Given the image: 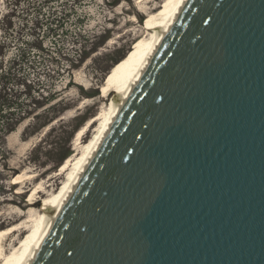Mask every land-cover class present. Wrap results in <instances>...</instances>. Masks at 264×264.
Wrapping results in <instances>:
<instances>
[{
	"label": "water",
	"instance_id": "95a60500",
	"mask_svg": "<svg viewBox=\"0 0 264 264\" xmlns=\"http://www.w3.org/2000/svg\"><path fill=\"white\" fill-rule=\"evenodd\" d=\"M23 264H264V0H182Z\"/></svg>",
	"mask_w": 264,
	"mask_h": 264
},
{
	"label": "rangeland",
	"instance_id": "374dc122",
	"mask_svg": "<svg viewBox=\"0 0 264 264\" xmlns=\"http://www.w3.org/2000/svg\"><path fill=\"white\" fill-rule=\"evenodd\" d=\"M46 1L22 0L11 12L14 0H0V42L7 46L1 50L5 55L3 62L0 58L2 70L9 68L19 50H25L34 64L33 69L25 70L29 80L43 83L46 86L43 94L48 87L55 94L53 101L41 99L45 105L37 113L43 114L44 109L58 103L38 121L30 118L19 124L5 139L7 160L0 161V230L20 223L24 218L21 215L29 214L28 198L33 189L42 184L38 190H43L49 185L47 191L35 197L38 200L35 208L58 189L64 176L54 185L48 180L58 176L66 158L74 154L77 131L109 105V94L105 104L100 98L102 85L134 48L136 40L146 36V17L163 6L165 0ZM30 2L43 4L39 17L50 21L48 27L32 29L36 15L31 8L27 9ZM18 11L24 13L19 16ZM35 37L41 50L28 49L30 44L38 43ZM82 55L87 57L82 59ZM48 71L49 74H44ZM45 115L56 118L39 128L47 119ZM28 124L32 125L26 129ZM93 128L88 127L82 142L92 137ZM9 247L5 246L7 252Z\"/></svg>",
	"mask_w": 264,
	"mask_h": 264
},
{
	"label": "bare ground",
	"instance_id": "6f19581e",
	"mask_svg": "<svg viewBox=\"0 0 264 264\" xmlns=\"http://www.w3.org/2000/svg\"><path fill=\"white\" fill-rule=\"evenodd\" d=\"M181 1L182 0H165L163 6L159 9H153L154 12L151 11L146 17V36L136 40L134 48L117 64L110 78L102 85L103 94L100 98L105 104L106 101L104 100H108L110 96L109 105L102 107L100 111L92 116L88 122L77 131V137H75L74 140V154L66 158L65 162L60 167L59 175L53 176L48 180V183L53 182L52 185H54L59 178L61 179V176H64L58 189L56 191L53 190V193L46 196L43 199V203L38 206V208H35L38 202L35 197L41 194V192L43 194L49 185L47 184L43 190H38L41 188L42 184L40 187H37L38 189H33L30 196L28 195V199L30 200L29 214L21 215L24 218L20 220V223L0 230V264H23L29 257L31 247L37 243V239L53 210L58 207L60 201L64 198L71 182L89 155L93 145L99 139L103 129L106 127L114 110L115 101L121 99L126 92L133 76L136 75L137 71L154 48L162 30ZM95 104L96 103L93 105ZM88 127H94L92 137H90L88 141L82 142L84 135L87 134L86 131ZM15 182L19 183L17 180ZM24 231H26V233ZM21 235H23L22 238H20ZM17 239H19L18 244L15 243ZM6 245L10 246L8 252L5 248Z\"/></svg>",
	"mask_w": 264,
	"mask_h": 264
},
{
	"label": "trees",
	"instance_id": "16d2710c",
	"mask_svg": "<svg viewBox=\"0 0 264 264\" xmlns=\"http://www.w3.org/2000/svg\"><path fill=\"white\" fill-rule=\"evenodd\" d=\"M48 1L49 0L46 2ZM21 2L22 0H14V10H11V12H15ZM43 7V4H36L34 2H30L27 5L28 11L31 8V11H33L36 15L35 21L32 25V29L34 30L40 29L43 26L48 27L50 25V21L48 22V19L42 20L39 17ZM23 13L24 11L21 13L18 11L16 14L20 16V14L22 15ZM34 40L35 42H38L37 37H35ZM39 44V42L37 44H30L28 49L36 48L41 50ZM5 45L4 41L0 42V58H3H1L2 62L5 55L4 52H1V50L7 47ZM86 57L87 56H81L82 59H85ZM2 62H0V161L5 159L7 160L5 139L17 128L19 124L30 118L34 121H38L44 114H47L50 110L55 109L58 105V103H54L50 107L44 109L45 113H37V111L45 105L42 100L53 101L55 99V94L50 93L52 91L50 87H48L46 94H43L46 86H44L43 83H39V81L34 82L33 80H29L28 74L25 70L26 68L33 69L34 64L25 50H19V52L16 53V55L11 59V65L5 71L2 70ZM44 74H49V71ZM49 93L51 96H49ZM47 101L45 103H48ZM45 116L47 119L40 126H38L39 128L44 127L56 118V115L50 118L47 117L48 115ZM31 125L32 124H28L26 129H28Z\"/></svg>",
	"mask_w": 264,
	"mask_h": 264
}]
</instances>
